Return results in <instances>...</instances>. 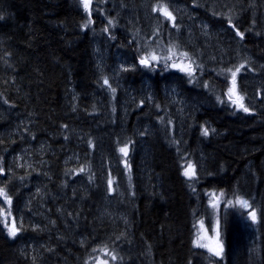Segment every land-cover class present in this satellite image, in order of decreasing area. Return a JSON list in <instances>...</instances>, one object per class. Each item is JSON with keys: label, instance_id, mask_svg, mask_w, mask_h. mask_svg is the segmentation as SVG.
Segmentation results:
<instances>
[{"label": "trees", "instance_id": "trees-1", "mask_svg": "<svg viewBox=\"0 0 264 264\" xmlns=\"http://www.w3.org/2000/svg\"><path fill=\"white\" fill-rule=\"evenodd\" d=\"M155 2L93 0L92 23L82 28L87 13L78 0H0V156L6 168L0 186L12 195V216L24 221L16 238L0 222V264H33V257L35 264H208L206 250L192 240L199 220L213 221L209 193L219 197L221 191L224 264H264V218L253 224L245 210L226 203L238 194L254 202L258 216L264 209V0H168L183 7L174 11L179 34L151 11ZM225 4L235 5L243 40L226 19L212 15L227 12ZM157 26L159 45L152 36ZM169 32L184 50L198 53L204 67L196 82L162 64L154 71L137 64V48L151 43L159 52ZM245 58L237 83L251 113L230 105L223 95L227 82L213 71ZM133 64L128 71L120 67ZM102 75L117 88L114 95ZM201 125L216 131L204 136ZM127 138L134 141L130 182L117 150V141ZM187 161L196 165L198 179L183 175ZM80 165L83 173L65 175ZM109 173L113 192L107 191ZM8 207L0 198V208ZM105 244L123 260L105 257L99 251Z\"/></svg>", "mask_w": 264, "mask_h": 264}, {"label": "snow or ice", "instance_id": "snow-or-ice-1", "mask_svg": "<svg viewBox=\"0 0 264 264\" xmlns=\"http://www.w3.org/2000/svg\"><path fill=\"white\" fill-rule=\"evenodd\" d=\"M103 2V0H101ZM193 3L195 4V0H193ZM78 4L80 7L83 8L84 12L87 13V18L84 23L81 24L82 28H87L91 23V13H92V0H78ZM199 7L200 5H196ZM151 11L153 13H158L159 17H162L163 20L167 21L171 24V27L176 29V33L179 34L181 30V25L177 23V17L174 15V9L170 7V4L168 3V0H156L155 3H153L151 6ZM225 8H227V12H217L213 11L212 15L217 17H222L226 19L227 24L229 28L234 32L235 36L239 37L241 40L245 37V32L241 31L240 28L234 23L233 16L236 15L235 12V5L228 6L227 4L224 5ZM158 17V18H159ZM4 16L3 14H0V20H3ZM255 23V21H253ZM108 25L115 26V22L113 19L108 20ZM207 25H203V28L206 30ZM103 31L107 32L108 28L105 27ZM245 31H251V29H246ZM205 35H207V32L205 31ZM256 35H260L259 32L256 33ZM152 36L157 37L156 44L159 45V26L153 28ZM169 41L167 45L160 49L158 52L155 47L152 46L151 43H148L144 46L143 49L137 48V64L143 68L149 69V70H155L157 66H160L162 64L163 69L168 68H177L181 72L185 73V75L188 77L189 83H194L197 81L196 72L197 70L203 71V64L197 63V60L199 59V55L197 52H190L187 50H184V48L179 43L178 39H172V33L169 32ZM151 37H149V40ZM8 55V54H6ZM212 59H215V57H212ZM248 64V60L245 58L238 63L232 64L231 66H224L220 67L219 69H213V71L217 72V75H223L227 85H226V91L223 93L224 96L227 97V101L230 103V105L235 108L236 110L242 111L244 113H251L253 112V109L250 108L245 103L246 98V92H243L238 87L237 83V76L239 73H241L242 69L246 68V65ZM137 65L133 64L129 67H124V65H121V69L123 71H128L129 68L134 69ZM249 71H252L254 69L248 68ZM101 79L103 80V85L107 86L109 91L114 95L117 91L116 87H113L109 83V78L107 76H101ZM201 86L205 89L209 88V84L207 81H201ZM3 94L0 93V96ZM75 99V97H74ZM148 100H152V96L147 97ZM216 100L219 103H224L225 101L221 98V96L217 95ZM5 104H8L9 101L7 99L4 100ZM139 104L142 106L144 104V100H140ZM156 108H160L159 104H155ZM73 111H75V107H73ZM115 111V109H113ZM161 123H165L163 117H159ZM167 125H171L172 121L171 119H168L166 121ZM63 128H67V125H62ZM216 130L210 129L209 127H206L204 125H201V133L204 136H208L210 132H215ZM141 136L145 135V132L139 133ZM35 137L33 136V139ZM65 139L68 137L65 136ZM14 142V141H12ZM5 141L3 139H0V144H4ZM89 147H94L92 140L87 141ZM118 144L122 143V146L118 147V152L121 154V156L124 158L122 160V163L124 165V169L129 173V182L131 181V164L128 162L129 157V150L130 146L134 144V141L131 138H127L125 141H117ZM172 143L178 144L179 141H176L175 139L172 140ZM179 151V149H178ZM16 160L21 159V157L17 156L15 158ZM67 164V161H65ZM18 167H23V165H17ZM28 167H31V165H28ZM86 166L80 165L78 168H72V169H66L65 175H68L70 173H76L81 172L83 173L85 171ZM7 171H11V169H7ZM6 173V168L4 165V157L0 156V175H4ZM183 175L187 177L189 180H196L198 179L197 171H196V165L191 162L187 161L185 165L183 166ZM93 178V175L89 174V180L91 181ZM23 179V177H21ZM114 179L111 176V173L108 174L107 178V191L113 192ZM66 186V185H65ZM131 186V184H130ZM191 186V185H190ZM210 199L208 201L209 205L213 209V215L216 216L215 224L212 226L213 229V235L209 236L207 233V230L204 228V222L203 220H199V229L194 235V239L192 240V244L196 248L205 249L207 254L205 256V259L208 261V264H224L225 261V247L224 242L221 238V231H220V220L217 215V210L220 205V197L224 196L223 191L220 192V196L218 197L215 192L209 193ZM0 198H2L3 202L6 203L9 207L7 210L4 208H0V222L4 224V228L7 229V235L11 238H16L18 234H20L22 231H24V221L23 217H20L19 220L16 217L12 216L11 213V204H12V195L9 193V190L7 189V186H0ZM227 204H235L239 208L245 210L246 215L248 219L253 223H258L261 218H264V209L261 210L260 215L258 216L257 208L254 205V202L250 201L249 199L241 196V195H235L234 201L233 200H227ZM71 215V214H70ZM52 223H55L54 221ZM34 227H39L34 226ZM195 227V225H194ZM124 233H120L116 237V240H119L121 236H123ZM83 243V242H82ZM150 248V246H149ZM48 251H53L52 249H48ZM93 251H97V249H93ZM99 251H101L105 257L110 258L111 261H117L123 260V257H118V253L115 251V249H110L107 244L103 245ZM23 254V253H22ZM33 264H35L36 258L33 257ZM97 264H109V259H100L97 261ZM188 264H191V260H189Z\"/></svg>", "mask_w": 264, "mask_h": 264}, {"label": "rangeland", "instance_id": "rangeland-1", "mask_svg": "<svg viewBox=\"0 0 264 264\" xmlns=\"http://www.w3.org/2000/svg\"><path fill=\"white\" fill-rule=\"evenodd\" d=\"M92 4H93V0H92ZM173 7V8H172ZM171 8L174 9V10H179L180 8H183L182 6L178 5V4H174ZM260 68L262 69V66H260ZM177 69V68H175ZM259 69V68H258ZM179 70V69H178ZM261 72V71H260ZM262 73V72H261ZM114 77H117V74H114ZM261 80L264 81V76L261 75ZM255 81H258L257 79H255ZM221 201V199H220ZM216 216H214L213 218V221L211 223V225H208L207 222L205 220H203L204 222V228L207 230V233L209 236L213 235V229H212V226L215 224V221H216ZM199 229V223L197 222V225H196V231L195 233L197 232V230Z\"/></svg>", "mask_w": 264, "mask_h": 264}]
</instances>
